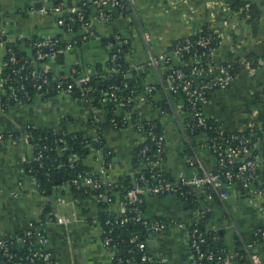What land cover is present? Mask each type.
I'll list each match as a JSON object with an SVG mask.
<instances>
[{
	"label": "crops",
	"instance_id": "crops-1",
	"mask_svg": "<svg viewBox=\"0 0 264 264\" xmlns=\"http://www.w3.org/2000/svg\"><path fill=\"white\" fill-rule=\"evenodd\" d=\"M236 1L239 0H135L131 16L103 22H97V10L89 8L98 39L86 40L67 50L61 61L57 57L48 59L41 69L53 75H67L75 67L93 72L95 66L108 62L113 50L101 38L121 36L130 42L128 60L139 74L142 71V85L156 86L153 101L157 103L168 93L162 86L164 69L148 66L150 57L170 56L168 49L176 40L210 26L221 36V43L212 54L217 65L236 55L255 54L261 60L257 69L241 71L228 89L214 91L203 107V116L230 131L253 129L259 124V111L264 112V0H240L254 2L260 8L256 36L245 19L232 13L231 6ZM85 2L65 0L67 5L74 6ZM57 20V16L31 12L25 0H0V30L9 42L56 38L62 34ZM72 37L64 35L68 42ZM4 56L5 50L0 46V66ZM1 86L0 79V135L5 137L0 143V239L26 232L32 221L42 219L49 206L52 221L48 219L43 226L47 249L55 264H111L103 246V229L98 218L101 207L96 192L92 190L89 198L77 203L70 188L60 185L45 196L26 172V166L34 160V148L26 130L34 127L62 135L83 131L92 113L89 104L62 95L51 100L38 96L30 104L15 105L4 111L2 97L6 93ZM169 108L170 112L162 111L144 93L133 100V113L145 121H158L163 128L165 159L160 164L161 171L175 180L180 174L189 180L216 171L215 159L202 147L205 138L195 136L188 142L182 136L181 127L187 118L182 103L174 99ZM101 131L106 142L103 158L109 178L117 182L135 174L132 159L142 143V134L131 128L112 126H104ZM85 163L91 170L98 168L93 154ZM190 190L198 200L195 207L189 205L187 213L185 202L177 196L147 197L145 218L170 224L162 233L150 236V252L166 264H190L193 254L188 230L176 224H189L192 217L202 213L209 220L207 228L215 226L224 236L227 251L220 264H253L251 256H259L264 264V244L256 236L257 230L264 229V196L244 188L243 191L239 187L227 188L228 198L222 200L209 190L195 187ZM113 197V202L105 201L106 212L119 220L125 213L124 204L117 193Z\"/></svg>",
	"mask_w": 264,
	"mask_h": 264
},
{
	"label": "trees",
	"instance_id": "trees-1",
	"mask_svg": "<svg viewBox=\"0 0 264 264\" xmlns=\"http://www.w3.org/2000/svg\"><path fill=\"white\" fill-rule=\"evenodd\" d=\"M50 2L57 6L58 4L65 2V0H50ZM68 5L72 6L73 4L69 3ZM77 6L86 11V17L88 19L90 14L87 6H84L83 4H79ZM231 10L232 13L241 17V19L246 20L252 29L253 36H256L260 17V8L258 4L239 0L232 4ZM126 16H131V12L128 11L127 8L124 10L113 11V20ZM71 18L76 19V16L73 15ZM79 27L80 23L77 19L75 22H71V20L65 18L64 27H61L62 34L56 37L60 42L57 46H55V50H62L64 45H68L71 42V40L68 42L64 39V35L68 31H71L73 35H75L73 38L77 41L76 46H79L82 42H84L81 40L82 36L79 33ZM124 40L125 39L122 37L121 40L118 41L115 40L114 37H102L101 42L104 45L111 44L116 46V48L112 50L108 62L103 66H95L96 76L93 77L92 81L88 84L87 88L90 91L86 95H83L82 92H80L81 88L77 83L74 84L73 98L89 104L90 109L92 110L91 117L86 123L85 130L77 131L68 135L57 134L52 130H43L34 127H29L26 130L29 141L34 148V160L26 166V172L29 176L35 178L38 189L43 195L49 196L57 186L66 185L68 183L72 184V181L76 179L79 174L84 176L92 171L85 162L94 151V138H98L95 149L104 154V152H106V142L101 129L104 126H113V121L116 123L117 129L131 128L135 132L142 133L151 130L157 138L164 137L163 128L158 121H145L141 119L140 116L133 113V100L137 95L144 93L145 97L151 104L159 107L164 112H170L169 107L174 99L182 103V111L188 112L189 109L191 110V105L186 101V96H184L181 92L173 93L166 90L168 94L163 97L160 102L156 103L153 101L156 86L152 85L151 87L153 89L149 90L147 89L148 87L142 85L143 77L140 76L138 69L132 68L131 63L128 60L130 42L122 46L118 43ZM201 40L208 41L206 47L198 44ZM1 41L6 42L5 56L3 59L5 66L3 67L0 75L6 90V96L2 97V107L4 111L18 105L14 100H9L10 95L13 93L21 104H30L38 96H41L46 100H51L59 95L58 85L60 81L55 80L53 74H44V71L41 69V65L45 63L47 59L38 61L39 66L37 67V72L43 75L41 78H46L48 80L46 84H44L42 80H37V75V77L31 78L30 81H25L24 90L19 91V85L13 81L14 77H18V80H22L26 76L28 69L31 68L32 70L29 63L32 58L36 57L38 49L35 45L40 42L41 39L35 37L32 40L21 39L16 40L15 42H9L6 38L2 37ZM220 43L221 38L217 36L210 26H204L199 33L188 38L176 40L168 49V52L172 53L180 49V62H189L192 59H196L197 61L186 67L179 65L177 61L172 60L168 65H166V69H164V73L162 75V86L166 84L167 80H174V83L177 84L175 76L178 71L182 72L186 79L194 81V86H196V84L201 82V80L192 76V71L196 68L206 70L207 66L203 63V61L206 60V57L210 55V53L214 52L215 49L218 48ZM187 47L188 49H186ZM41 51L43 53L46 52L44 48L41 49ZM12 53L14 54L16 61H18L17 65L10 62ZM233 57L234 56L231 58ZM235 59V62L231 64L232 68L230 70L234 77H236L244 69H257L260 66L261 60L255 54L239 56ZM25 62L28 63L25 64ZM24 64L27 69L18 72L19 67ZM15 70L17 71L16 74L14 73ZM73 79V77H70L69 81L72 82ZM22 81H24V79ZM98 83H100V86H98ZM33 84L41 85V90L37 91ZM25 93H27L29 98L25 96ZM202 110L203 109L201 108V111ZM188 120L189 118H186L184 122ZM205 121L207 123V129L194 128L192 137L206 134L207 141L215 139L217 144H224V142L230 140L234 136H245L250 138L254 143L259 144L264 141V112L262 110L259 111L258 115L259 124L253 129L241 132L230 131L224 128L221 123L212 119L205 118ZM190 124L191 126H195L196 123L191 122ZM145 146L148 147L146 159H149L152 162L160 161V163L165 159V153H162L159 158L157 157L158 148L155 143L151 141V139H148L144 144L138 146L132 159V166L135 170V174L122 177L117 181L118 187L114 193L118 194L122 202H125L126 195L136 184H142L144 181L149 182L151 186H154L156 184V180L152 178V175L161 176L171 183L176 182L174 177L162 172L160 167H141L142 162L146 159L139 155V150ZM39 152L43 154V158L37 160ZM262 154L264 158L263 143L258 149L253 151L254 156H261ZM72 155H77L80 158L79 161L71 162L70 157ZM56 174H59L60 176V185L56 184ZM257 176L263 177L264 170L258 172ZM223 182L226 183L225 180H223ZM187 191L190 190L183 187L176 196L179 199H182V194ZM209 192L211 193L210 190ZM71 193L74 198L84 201L91 196L92 189L86 186L81 189H77L76 186L72 184ZM114 193H108L107 202L111 203L114 201ZM142 199L143 204L140 208L145 213L147 197L143 196ZM195 200L197 201L198 197L190 196L188 200L189 205L191 203L192 206L195 207L197 203ZM99 202L101 207V212L98 217L99 222L105 233L112 230L111 237L114 239V242L118 244V258L123 260H132L136 264H161L160 259L156 258L150 252L148 247L150 236L147 229L141 224V222L123 223L124 218L129 215L127 212L119 220H114V218L106 212L108 203L103 199H99ZM49 212H51V209L48 206L42 215L43 220H45L46 215L50 214ZM208 222V218L203 216L201 221L198 223L191 221L192 225L190 226V229L196 228L203 234L205 242L201 246L202 252L204 254L213 253L215 255V260L213 262L210 263L205 259L203 263L220 264L223 253L227 251V246L221 230L215 228V226L207 228ZM40 231L45 233V228H41ZM25 234L26 233L24 232L13 238H5L10 245L12 254L18 255L19 257H26L32 254L31 250L34 251L36 249V238L33 236L27 237ZM17 238L25 239L24 247L20 248ZM132 239H136L134 244L131 243ZM141 243H145L144 249L139 248V244ZM259 243L264 244V240L260 239ZM143 256H151L152 262H143ZM16 260L17 259L11 261V263H16ZM0 262L5 264L9 262V260L5 259L4 256L0 254ZM36 264L41 263L37 261Z\"/></svg>",
	"mask_w": 264,
	"mask_h": 264
},
{
	"label": "built area",
	"instance_id": "built-area-1",
	"mask_svg": "<svg viewBox=\"0 0 264 264\" xmlns=\"http://www.w3.org/2000/svg\"><path fill=\"white\" fill-rule=\"evenodd\" d=\"M30 8L31 12H37L43 15L49 16H57V23L59 26L64 27V19L68 18L71 22L77 21L80 23V34L82 36L81 40H91L98 39V35L92 26L90 18L87 19L86 11H84L79 6H69L65 2L58 4L57 6L53 5L50 0H25ZM135 0H87V2L83 3L84 6H87V9L94 8L98 12L97 22L103 21H113V11L124 10L127 8L128 11L131 12L134 7ZM40 3L42 7L40 9H36L35 5ZM75 15L76 19L71 18V16ZM219 38H221L219 33H216ZM65 35L75 36L71 31H68ZM5 38V33L0 30V46L5 50V41H1V38ZM68 45H64L62 50H55V46L60 42L59 39H41L35 46L38 49L36 57L32 58L30 61V67L28 69L26 76L18 80V77H14L13 81L19 85V91L24 90V82L30 81L31 78L37 77V80H42L44 84L47 83L46 78H41L42 74L37 72L38 61L56 58L58 56H62L67 50H71L76 47L77 41L73 38ZM115 40H121V36H114ZM145 42L148 43L149 38L147 36L144 37ZM120 46L126 45L128 41L125 39L124 41L118 42ZM200 46L206 47L208 41L201 40L198 42ZM45 49V53L41 51V49ZM112 48L115 49L116 46L112 45ZM188 49V47L186 48ZM181 50H177L172 52L170 56L161 55V56H152L149 59L148 66L155 68H163L166 69V65H168L172 60L178 62L179 65L189 66L195 63L197 60L192 59L189 62H180L179 57L181 55ZM212 53L206 57V60L203 63L206 64L207 69H199L196 68L192 71V76L201 80L198 82L196 86H194V81L188 80L182 74V72L178 71L175 76V80L177 84L174 83V80H167L164 85L165 90L169 92L177 93L181 92L184 96H186V101L191 105V110L188 112H184L189 118L188 121L184 122L181 127L182 136L190 142L192 140L193 130L194 128H204L207 129V123L205 121V117L203 116V110L201 108L208 103L209 96L211 93L217 90H226L228 89L235 80V77L231 74L230 70L232 68L231 64L235 62V58L239 56H234L228 62L217 65L213 58ZM10 62L14 65L18 64L16 61L14 54L12 53L10 57ZM200 62V61H199ZM28 62H25L27 64ZM22 65L19 67L18 72L24 71L27 69L26 65ZM4 63L0 66V75ZM133 68V66H132ZM135 69V68H133ZM249 69V68H247ZM45 73H48L45 70H42ZM16 74L17 71L15 70ZM96 76L95 71H82L80 68L75 67L71 69L69 74L63 75H54L55 80H59L58 85V93L62 96H67L73 98V88L74 84L77 83L79 85L80 92L83 95H86L90 90L87 88L88 84L92 81V78ZM73 77V81H69V78ZM1 79V76H0ZM1 87L3 91L6 93L4 88L3 81L1 79ZM37 91L41 90V85L33 84ZM149 90L153 88L148 86ZM6 95V94H5ZM58 95V96H59ZM25 96L29 98L27 93ZM9 100H14L18 105H26L21 104L15 94H11ZM99 113V111H98ZM191 122H195V126H191ZM115 126V127H114ZM116 128V123L113 121V126ZM142 134L143 140L142 144H144L148 139H151L155 143L158 148L157 157L165 152V136L162 138H157L153 132L146 131L145 133L138 132ZM28 136V135H27ZM205 138V142L202 144V147L211 154V156L215 159L218 169L214 172H206L201 176L194 177L192 179H186L183 174H180L176 179L175 183H171L164 179L161 176L152 175V178L156 180V184L151 186L149 182H142V184H136L134 187L130 189L128 194L126 195L124 204L125 213H129L124 220L123 223L129 222H141V224L147 229L149 236L154 234H159L165 231L170 224L165 223L160 220H148L144 216V212L141 210L140 206L143 204V196L146 197H166L169 195L176 196L181 188L186 187L189 190L193 187L201 189V190H210L211 193L217 194L222 200H226L228 195L226 193L227 188H238V186H242L244 189L249 190L250 193L264 196V176H257L258 172L264 170V158L263 154L261 156H254L253 151L258 149L262 143L264 145V141L259 143H254L250 138L245 136H234L230 140L224 142V144H217L215 139L206 140V134H202ZM29 138V137H28ZM96 142L98 138H94ZM5 141L4 135H0V143ZM139 145V146H140ZM92 154L95 156V160L98 164V168L96 170L90 171L87 175L79 174L76 179L72 181V184L76 186L77 189H81L84 186L93 188L95 192L98 194V199H104L107 197L108 193H114L118 187L117 182L112 181L108 176V168L107 164L103 158V154L101 151L95 149L93 147ZM148 151V147L145 146L139 150V155L146 159V154ZM43 158V154L41 152L38 153L37 160ZM79 157L77 155H72L70 157L71 162L79 161ZM160 161L152 162L149 159H146L142 162L141 167H160ZM59 168V167H58ZM35 182V187L38 189L35 178L31 177ZM223 180L226 181L223 182ZM71 183L66 184L65 186L70 188ZM40 192V191H39ZM41 193V192H40ZM42 194V193H41ZM115 194V193H114ZM193 196L191 190L182 194V201L188 203L189 197ZM79 199L75 198V202H79ZM189 204V203H188ZM191 204V203H190ZM192 205V204H191ZM49 214L47 215L46 220H35L32 221L28 230L25 232L27 237H35L36 238V249L34 251L31 250L32 254L30 256L22 257L11 253V248L9 243L5 240V238L0 239V254L4 256L5 259H8L9 262L5 264H13L11 261L17 259L14 264H36L39 261L41 264H55L54 258L50 250L47 249L48 238L46 233L40 231L41 228H44L45 221H52L49 218ZM203 218L202 213H197L196 216L192 217L189 221V224L178 223L176 224L180 229H187L189 234L190 246L192 250V259L190 264H204L203 261L206 259L210 263L215 260V255L213 253L204 254L202 252L201 246L205 242L204 236L199 232L196 228H191V221L194 223H198ZM112 230H109L108 233L103 231V246L107 250L111 264H136L132 260H123L118 258V244L114 242V239L111 237ZM105 236V237H104ZM256 236L259 240H264V230L259 229L256 232ZM17 241L21 247H24L25 239L17 238ZM136 239H132L131 243H135ZM140 249L145 248V243L139 244ZM143 262H152L151 256H143ZM251 261L253 264H262V260L259 256H251ZM161 264H166L165 260L160 259ZM0 264H3L0 262Z\"/></svg>",
	"mask_w": 264,
	"mask_h": 264
},
{
	"label": "water",
	"instance_id": "water-1",
	"mask_svg": "<svg viewBox=\"0 0 264 264\" xmlns=\"http://www.w3.org/2000/svg\"><path fill=\"white\" fill-rule=\"evenodd\" d=\"M41 7H42V5H41L40 3H37V4L35 5V8H37V9H40ZM61 59H62L61 56H58V57H57V60H58V61H61ZM141 72H142V71H140V74H141ZM129 77H131V76H129ZM98 86H100V83H98ZM93 147H94V148L96 147V142H93ZM55 177H56V184H57V185H60V184H61V180H60V176H59V174H56ZM239 189L243 191V187H242V186H240ZM92 190L95 192V190H94L93 188H92ZM103 200L106 201L107 198L105 197ZM188 208H189V204H188V203H185V204H184V209H185L186 213H187ZM223 256L226 257V253H223Z\"/></svg>",
	"mask_w": 264,
	"mask_h": 264
}]
</instances>
